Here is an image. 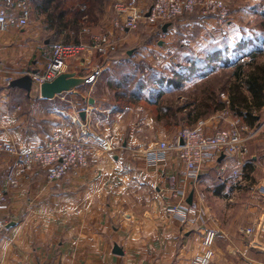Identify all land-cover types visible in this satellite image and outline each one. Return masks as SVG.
I'll list each match as a JSON object with an SVG mask.
<instances>
[{
	"label": "crops",
	"instance_id": "obj_1",
	"mask_svg": "<svg viewBox=\"0 0 264 264\" xmlns=\"http://www.w3.org/2000/svg\"><path fill=\"white\" fill-rule=\"evenodd\" d=\"M234 2L236 20L264 18L259 8L262 2L264 6V0ZM106 11L101 22L109 30L107 20L112 5ZM178 21L156 41L158 49H153L151 44L134 48L126 44L115 46L108 57L95 54L85 58L77 66L76 76L86 79L98 67L101 74L110 73L114 54L123 51L132 59L127 66L146 59L154 67L159 57L169 53L170 59L182 60L189 54L188 50L196 52L229 38L220 31L204 35L190 31L188 22L183 25ZM212 21L208 22L213 24ZM31 25L0 37V70L24 73L44 67L53 43L46 40L44 45L38 44L33 35L44 30L35 31ZM182 26H188V31ZM85 28L89 31L84 32ZM103 33L83 25L80 39L88 43L92 36ZM251 33L247 36L244 32L236 33L235 43L258 34ZM259 41L251 50L261 49L263 40ZM100 76L93 84L82 85L51 100L41 99L33 91L30 100L35 110L30 115L22 106L10 103L6 86L0 82V147L14 142L28 148L45 142L53 129L69 121L67 116L62 114V120V115L58 117L55 112L68 102L77 105L67 111L69 114L79 110L80 117V112L88 108L90 114L86 113L85 120L80 119L94 132L113 137L115 145L111 153L95 154L87 168L70 171L60 181L50 182L45 171L34 170L22 173L16 187L8 182L14 159L0 151V196L7 197V207L0 211V219L8 217L0 237V264H189L196 254L204 251L203 234L210 230L217 234L212 264H264V250L255 247L254 237L244 232L264 219V107L253 123L243 119L251 129L244 163L237 158L217 157L202 169L194 188L181 175L183 164L175 153L157 166H150L142 154L145 147L157 141L175 138L181 127H171L149 106L140 111L143 117L136 120L138 114L134 115L133 106L141 102H123L111 90L109 80L101 84ZM100 85L103 90L98 91ZM183 88L184 83L180 88L164 86L162 90L167 95ZM140 92L143 98L150 96L147 88ZM40 105L47 107L45 113H41ZM40 113L44 116L43 127L37 123ZM218 114L201 119L210 134L219 125L227 128ZM231 116L229 119L237 117ZM235 171H240V175L234 176ZM180 189L184 193L173 198L174 191ZM200 193L205 195L202 204ZM191 194L192 203L200 208L193 223L183 224L166 213L172 204H192Z\"/></svg>",
	"mask_w": 264,
	"mask_h": 264
},
{
	"label": "built area",
	"instance_id": "obj_2",
	"mask_svg": "<svg viewBox=\"0 0 264 264\" xmlns=\"http://www.w3.org/2000/svg\"><path fill=\"white\" fill-rule=\"evenodd\" d=\"M111 17L107 20L109 30L103 34L94 35L90 42L57 41L51 46L50 56L44 67L36 73L26 71L15 73L0 70V82L4 86L24 75H30L33 81V91L39 94L40 87L54 81L65 73L76 75V68L85 58L93 55L106 56L125 35L137 30L140 23L155 27L159 23L169 24L184 14L195 10L203 14L214 13L221 19H226L230 13L223 0H115ZM150 14L147 16V13ZM33 7L31 0H0V37L11 32L24 30L32 24ZM87 28L84 32H88ZM87 77L86 84L96 82L102 69ZM60 113L67 116L69 121L53 130L48 139L37 145L22 148L14 142L5 143L0 151L14 159V165L8 177L11 186L16 187L22 173L34 170L45 171L50 182L60 181L70 171L79 172L88 167L92 157L97 154H107L114 151V138L105 137L94 132L86 122L79 117V110ZM86 113L90 114L87 108ZM219 118L227 122L229 127L214 129L212 134L205 129V122L200 120L193 127L181 128L173 139L157 141L145 147L142 154L150 166L166 162L171 153H175L183 164L181 175L196 188L202 169L222 154L225 157L237 158L241 163L248 154L247 142L250 140L251 129L240 117H232L231 112H220ZM251 135V133H250ZM181 141L183 144H181ZM235 171L234 176H239ZM174 191L173 198L180 197L184 191ZM201 204L205 195L199 194ZM7 207V197L0 196V211ZM166 213L179 222L193 223L200 214L197 203L190 205L172 204L166 208ZM8 217L0 219V237L3 235ZM245 234L254 237L253 243L258 249L264 250V219L257 225L246 229ZM217 234L207 231L203 234L204 251L196 254L189 264H212L215 258V241Z\"/></svg>",
	"mask_w": 264,
	"mask_h": 264
},
{
	"label": "trees",
	"instance_id": "obj_3",
	"mask_svg": "<svg viewBox=\"0 0 264 264\" xmlns=\"http://www.w3.org/2000/svg\"><path fill=\"white\" fill-rule=\"evenodd\" d=\"M110 1L31 0V4L33 18L43 19L45 30L51 34V39L70 30L74 41L79 43L82 42L80 31L83 25L91 24L90 15L98 14L97 19L102 20L106 14V5ZM197 11L199 10L194 12L198 13ZM188 15L191 13L181 17ZM181 17L169 23L170 26ZM143 24L140 23L139 27ZM163 27L161 23L151 27L150 31L156 30L153 34L157 35L156 41L164 34ZM70 37L71 35L66 36V41H70ZM258 38V35L249 36L239 43L233 42L234 44L229 42V38H223L197 53L188 50L189 54L183 61L172 63L165 72L152 67L143 59L137 61L134 70L123 73L120 79L113 75L108 83L117 98L123 102L126 100L127 104L145 102L150 108L156 109L171 127H193L201 119H207L227 109L250 124L256 120L258 112L264 107V50L260 48L251 50L258 42ZM153 41V37H150L144 45H149ZM246 58L249 59L245 61ZM119 60L121 68L127 66L132 59L130 60L127 55L126 59ZM145 73L146 76H143ZM192 76L206 78L204 83L198 86L195 98L183 105H167L165 103L167 95L162 88L164 86L180 88ZM145 88L149 90L150 96L143 98L144 95L140 91ZM5 90L16 104L20 103L22 97L31 99L24 90L10 86L5 87ZM130 94L133 96L130 97Z\"/></svg>",
	"mask_w": 264,
	"mask_h": 264
},
{
	"label": "rangeland",
	"instance_id": "obj_4",
	"mask_svg": "<svg viewBox=\"0 0 264 264\" xmlns=\"http://www.w3.org/2000/svg\"><path fill=\"white\" fill-rule=\"evenodd\" d=\"M234 1L235 0H229L228 2L224 1L226 3L227 9L230 13V15L226 19H221L220 16H217V14L215 15L214 13L203 14L201 11H197L199 13L198 14V13L193 11L194 12L193 14L191 13V15L181 17L180 21L182 22L183 25H187L186 22H188L191 25V27L189 28L190 31H196V32H199L200 34H203V35L206 34V32H219L220 31L223 35L229 36L228 40L232 44H234L233 42H235V40H236V37H237V35H235L236 33L238 34V32H240V33L244 32V34H246V36H247L252 31H256L258 34H260V37L257 34L259 37V40H261V39L263 40V44L261 46V49L264 50V18L263 17L261 18V16H259L258 18H255V19L253 17H248L250 19L236 20L235 14H236V5L237 4ZM114 2L113 3L111 2L112 4L108 3V5H106V7L107 6L109 7L111 5L113 7ZM245 3H247V2H245ZM247 4H245V5L247 6ZM248 5H250V4H248ZM260 5H261V7H259L260 10L264 11L263 2ZM112 10H113V8H112ZM252 10H253V8L250 9V14H251ZM106 13H107V11H106ZM97 17H99L98 14L90 15V18H91L90 27H92L94 30H97V31H99V30L104 31V32L107 31V24L106 23L103 24L101 22V19L98 20ZM189 17H193L195 19L189 20L190 19ZM209 20H213L212 21L213 24H211V22H208ZM177 22H179V21L177 20L175 23H177ZM31 27L33 29H35V31L38 29H41V28L44 30V32L39 31L38 35H36V34L33 35V37H35L34 39H37L38 44H40V45H44L46 40H48L49 43H54V42L62 41V40L66 41V36H68V35H71L70 41H74V37L72 36L73 33L70 32V30L66 31L65 34H59L55 38L53 37L54 39H51V34L47 31H45V25L43 23V19H41V18L40 19L34 18V20L32 21ZM150 29H151V27L144 23L143 25L138 27L137 30L133 31L132 33H130L128 35H125L121 39V41L120 40L117 41L116 47H118L119 45L121 47H124V44H126L132 48L141 47L149 40L150 37H153L154 41L151 43V47H153V49H158V47L156 45L157 35L153 36V34L156 32V30L150 31ZM182 29L184 31H186V29H187V31H188V26L187 27L184 26ZM189 32H186V33H189ZM250 35H252V33ZM133 45H135V46H133ZM200 50H201V48L196 50V53ZM153 51H155V50H153ZM141 54L148 55V53H145V52H143ZM114 56H115V58H113L114 63L112 65V68L113 67L114 68L111 70L110 73H106L104 75L101 74V76L99 77L100 81H102L101 84H103L105 81L107 82L108 80H112L111 77L113 75H114V77L120 79V77L123 73H128V72H130V70L131 71L134 70V65L133 66H124V67L120 68L121 60H119V59H126L127 58V55L124 51L121 53L114 54ZM170 56H171V54L169 53V54L165 55V57H159L154 68L162 70L165 72V71H167L168 67L172 63H174L176 61L177 62L183 61V59L180 60L177 58L170 59ZM248 59L249 58H246L245 61H247ZM263 59H264V57H263ZM162 62L166 63V64L161 65ZM125 67H127V68H125ZM220 71L221 70H219V72ZM205 79L206 78L199 79L198 76L197 77L196 76L190 77L188 80H186L184 82V88L183 89H181L177 92H168L167 93V100L165 101V103L167 105L177 106V105H183L186 102H190L192 98H195L196 93L198 92L197 91L198 86L202 85L204 83ZM99 90H103L102 85H100V88L98 87V91ZM102 92H104V91H102ZM33 93H34V95H36V92H33ZM9 99H10V103L11 102L14 103V100L12 99V97L10 95H9ZM31 101L32 100H28L25 97L24 98L22 97L21 100L19 101L20 103L18 104L19 106H22L24 111L29 115L32 114L33 111L35 110L34 109L35 107L32 106ZM67 101H70L69 97L67 98ZM68 106H70V107L68 108ZM74 106H76L75 108H77V105H75V103L72 104V103L68 102V104H66V107L63 106V107L56 108L55 112H56L57 116L59 117L62 114H60L58 111L63 110V111L69 112L70 108H72V107L74 108ZM134 107H136V109H133L134 110L133 112H134V115L138 114V116H135L136 120H138V119H141L143 117L142 112H141V114H139L140 111L144 110V108L148 107V105L145 104V102H141V104H136L133 106V108ZM39 108L41 110V113H43V112L45 113V111L47 109V107H44L43 105L42 106L40 105ZM41 113L38 115L39 118L37 119L38 127H43L42 123L44 121L43 120L44 116H42ZM128 115H132V113H130ZM62 118H63L62 120H64L63 115H62ZM221 123H219V124H221ZM224 123H227V122H223L222 124H224ZM220 127H225V125L224 126L221 125ZM226 127H229L228 123H227ZM53 130H55V129H53ZM122 138H123V135H122Z\"/></svg>",
	"mask_w": 264,
	"mask_h": 264
},
{
	"label": "water",
	"instance_id": "obj_5",
	"mask_svg": "<svg viewBox=\"0 0 264 264\" xmlns=\"http://www.w3.org/2000/svg\"><path fill=\"white\" fill-rule=\"evenodd\" d=\"M150 12L147 13V16ZM170 24H165L163 27V32L166 33ZM37 71H33L36 73ZM86 84V80L80 77H77L73 73H65L57 77L54 81L43 84L39 89V96L41 99L51 100L55 97L62 95L64 93L73 92L77 88ZM11 88L24 90L27 95L30 97L33 92V81L30 75H24L22 77L14 79L10 83ZM92 104V101L90 102ZM86 111L80 112V117L82 120L86 118ZM181 144L183 142L181 141ZM225 157L224 154L221 155V159ZM193 194L190 195L189 203H192Z\"/></svg>",
	"mask_w": 264,
	"mask_h": 264
}]
</instances>
